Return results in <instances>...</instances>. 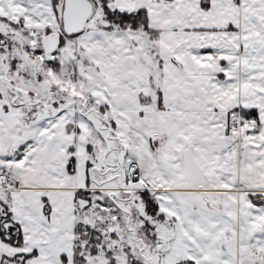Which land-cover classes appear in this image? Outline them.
<instances>
[{
	"label": "snow or ice",
	"instance_id": "obj_1",
	"mask_svg": "<svg viewBox=\"0 0 264 264\" xmlns=\"http://www.w3.org/2000/svg\"><path fill=\"white\" fill-rule=\"evenodd\" d=\"M0 264H264V0H0Z\"/></svg>",
	"mask_w": 264,
	"mask_h": 264
}]
</instances>
